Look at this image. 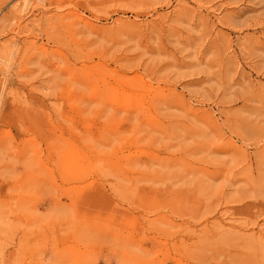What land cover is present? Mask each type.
Here are the masks:
<instances>
[{
	"label": "rangeland",
	"instance_id": "rangeland-1",
	"mask_svg": "<svg viewBox=\"0 0 264 264\" xmlns=\"http://www.w3.org/2000/svg\"><path fill=\"white\" fill-rule=\"evenodd\" d=\"M0 264H264V0H0Z\"/></svg>",
	"mask_w": 264,
	"mask_h": 264
},
{
	"label": "bare ground",
	"instance_id": "bare-ground-1",
	"mask_svg": "<svg viewBox=\"0 0 264 264\" xmlns=\"http://www.w3.org/2000/svg\"><path fill=\"white\" fill-rule=\"evenodd\" d=\"M68 6V5H67Z\"/></svg>",
	"mask_w": 264,
	"mask_h": 264
}]
</instances>
